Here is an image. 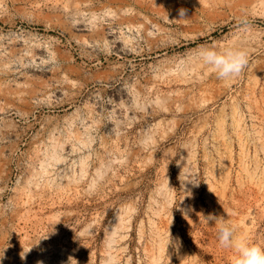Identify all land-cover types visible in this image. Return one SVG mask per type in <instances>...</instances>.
I'll list each match as a JSON object with an SVG mask.
<instances>
[{
    "label": "rangeland",
    "instance_id": "rangeland-1",
    "mask_svg": "<svg viewBox=\"0 0 264 264\" xmlns=\"http://www.w3.org/2000/svg\"><path fill=\"white\" fill-rule=\"evenodd\" d=\"M87 1L0 0V264H229L210 214L264 246V0Z\"/></svg>",
    "mask_w": 264,
    "mask_h": 264
},
{
    "label": "clouds",
    "instance_id": "clouds-1",
    "mask_svg": "<svg viewBox=\"0 0 264 264\" xmlns=\"http://www.w3.org/2000/svg\"><path fill=\"white\" fill-rule=\"evenodd\" d=\"M196 57L204 66L210 68L218 80L225 82L238 77L248 64V53L234 45L219 50L201 48L197 51ZM207 221H214L217 225L219 245L232 251L229 264H264V246L237 235L233 226L221 222L220 218L211 214Z\"/></svg>",
    "mask_w": 264,
    "mask_h": 264
},
{
    "label": "bare ground",
    "instance_id": "bare-ground-1",
    "mask_svg": "<svg viewBox=\"0 0 264 264\" xmlns=\"http://www.w3.org/2000/svg\"><path fill=\"white\" fill-rule=\"evenodd\" d=\"M87 1V0H86ZM92 1H94V0H92ZM88 2V1H87ZM91 2V1H90ZM84 3H86V2H84ZM125 9V8H124ZM90 10V9H89ZM131 10V9H130ZM124 11V10H123ZM122 11V12H123ZM127 11H129V9L127 10ZM122 12H120V14L122 13ZM107 13H109V12H107ZM123 13H125V12H123ZM111 14V13H110ZM112 15V14H111ZM122 15V14H121ZM124 15V14H123ZM122 15V16H123ZM113 16V15H112ZM119 16V15H118ZM118 16L116 17V21H117V18H118ZM127 16H129V15H127ZM121 17V16H120ZM119 17V18H120ZM130 17V16H129ZM111 18V17H110ZM121 19V18H120ZM129 19V18H128ZM127 17L125 18V17H123L122 18V21H120L119 23L120 24H124V23H126L127 22ZM133 20V19H132ZM114 21V20H113ZM103 25V24H102ZM117 25H119V24H117ZM132 25V24H131ZM110 26V25H109ZM122 27V26H121ZM121 27H120V29H121ZM126 27H128V25L126 26ZM112 28V27H111ZM136 28V27H135ZM138 28V27H137ZM104 29V28H103ZM117 29V28H116ZM139 29V28H138ZM93 30H95V29H93ZM97 31H96V35H100L102 32H103V30H98V29H96ZM111 31L114 33V32H116L115 30H114V28L113 29H111ZM122 31V30H121ZM95 32V31H94ZM151 33V32H150ZM112 34V33H111ZM113 38V37H112ZM120 38V37H119ZM127 38V37H126ZM95 39V38H94ZM117 39V38H116ZM123 39V38H122ZM125 39V38H124ZM97 39H95L94 41H96ZM126 40V39H125ZM128 40V39H127ZM130 41V40H129ZM119 43V42H118ZM114 45V44H113ZM116 45V44H115ZM133 45V44H132ZM136 46V45H135ZM132 48V47H131ZM129 50V49H128ZM117 52V51H116ZM111 53V52H110ZM59 59V58H58ZM75 58L73 57V56H71V57H68V58H66V60H74ZM99 60H100V58H99ZM65 61V60H64ZM69 62V61H68ZM61 64H63V63H61ZM64 65V64H63ZM65 66V65H64ZM72 66V65H71ZM67 67V66H66ZM66 73V72H65ZM66 75H68V74H66ZM214 76H216V75H214ZM215 78V77H214ZM210 80V79H209ZM1 93H4V92H1ZM156 260V259H155ZM154 262V261H153ZM157 264V263H156Z\"/></svg>",
    "mask_w": 264,
    "mask_h": 264
}]
</instances>
